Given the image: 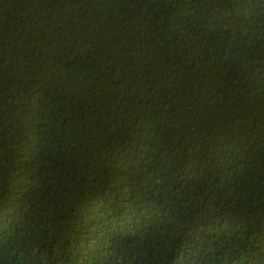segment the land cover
Segmentation results:
<instances>
[{"label":"trees","instance_id":"1","mask_svg":"<svg viewBox=\"0 0 264 264\" xmlns=\"http://www.w3.org/2000/svg\"><path fill=\"white\" fill-rule=\"evenodd\" d=\"M0 264H264V0H0Z\"/></svg>","mask_w":264,"mask_h":264}]
</instances>
